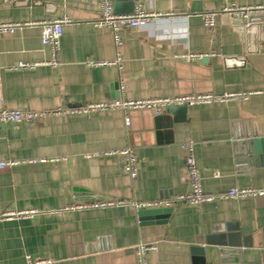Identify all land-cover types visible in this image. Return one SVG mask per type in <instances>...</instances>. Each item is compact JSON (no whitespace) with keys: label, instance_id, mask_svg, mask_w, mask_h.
Wrapping results in <instances>:
<instances>
[{"label":"crops","instance_id":"0c3cea01","mask_svg":"<svg viewBox=\"0 0 264 264\" xmlns=\"http://www.w3.org/2000/svg\"><path fill=\"white\" fill-rule=\"evenodd\" d=\"M102 1L0 0V23L68 19L58 68H16L50 60L40 26L0 36V110L75 109L121 96L139 101L254 94L228 103L173 106L160 116L130 111L129 127L121 110L0 123V162L17 163L0 169V264H27L28 256L58 264H137L139 243L157 245L150 264H237L240 254L243 264H264V196L177 203L171 214L148 225L140 223L133 205L191 191L185 148L190 141L205 193L264 189V30L244 35L222 15L213 28L202 19L231 4L257 7L264 0H138L136 6L161 16L120 31L119 47L111 29L94 25ZM110 1L115 9L116 0ZM118 53L120 68L90 65L115 61ZM190 54L202 57L189 60ZM255 137L261 139L259 150ZM127 148L138 158L136 179L124 169L120 152ZM108 201L124 204L77 207ZM221 235L239 245L226 256L222 247L206 244L207 237Z\"/></svg>","mask_w":264,"mask_h":264},{"label":"built area","instance_id":"2783aa9c","mask_svg":"<svg viewBox=\"0 0 264 264\" xmlns=\"http://www.w3.org/2000/svg\"><path fill=\"white\" fill-rule=\"evenodd\" d=\"M252 12H263L264 5L257 7H242L236 4L223 7L218 12H208L202 14V19L206 27H215L218 17L227 14L232 18L242 19L244 21V27L250 25L249 15ZM160 13L150 12L142 5H137L135 10L131 14H116L113 4L110 0H103L99 11V16L95 20L94 25L97 28H109L114 35L115 44L117 47L122 45L120 39V31L130 28H141L146 26L150 21L160 17ZM68 22L65 18H56L47 21H38L32 23H19V22H6L0 23V36L11 33L15 29L22 26H40L42 28V42L50 50L51 58L45 63H19L17 69H33L40 65H47L52 68H58L61 64L59 61V52L61 48V38L63 36V26ZM200 54H190L186 58L189 60L200 59ZM122 58L118 53L117 59L110 62H91L90 65L94 67L117 65L121 67ZM123 90V85H121ZM252 92H229L221 95L217 94H191L177 97L155 98L146 100H127L125 98L118 97L108 102L90 103L79 108H59L54 111L35 112V111H21V110H0V123H20V122H40L44 118L50 115H71L90 112L106 111V110H121L126 114L125 123L126 126H130L131 121L128 117L130 111L134 110H150L155 116H160L169 107L173 106H199V105H212L216 103H228L235 100L247 99L251 96ZM185 148L188 151L186 157V170L188 181L191 186V191L185 194H179L169 200H158L142 203H134L136 210L141 209H154V208H169L173 207L177 203H184L188 205H202L204 203L213 202L216 200H236L249 197H262L264 196V189H252V188H231L228 191L220 194H207L204 191L202 183V175L200 168L197 164L195 157V144L188 142L185 144ZM124 157V169L128 173L131 179H136L139 174V162L135 151L132 148L124 149L120 152ZM43 159L42 161H45ZM17 163L14 161H2L0 162V169L11 168ZM118 204H124V202L108 201V202H96L92 204H84L77 206L78 208L86 207H106L115 206ZM32 215V213H17L15 216ZM11 216L3 215L2 217ZM157 245L139 243L136 248L137 264H150L149 253L156 250ZM27 264H58L51 259H32L27 257Z\"/></svg>","mask_w":264,"mask_h":264},{"label":"water","instance_id":"95a60500","mask_svg":"<svg viewBox=\"0 0 264 264\" xmlns=\"http://www.w3.org/2000/svg\"><path fill=\"white\" fill-rule=\"evenodd\" d=\"M138 0H116V4H115V13L118 12V10L124 9L126 8V13H133L136 7V2ZM40 4H45L43 2V0H39ZM223 19H225L228 24L230 23L232 26H235L237 28L240 29V31H242V33L248 34L250 31L255 30L257 28H260L261 30H264V13L263 12H252L249 15V21H250V25L248 27H244V21L242 19H238V18H232L231 16L224 14L222 15ZM226 62L228 61H239L238 63L240 65L243 64V60L241 59H225ZM187 107V106H184ZM261 139L258 138H253L252 139V143H254V145L257 147L260 144ZM173 212V208L169 207V208H154V209H141L137 211V215L139 217L140 223L142 225H148V224H153L155 222V219L160 220L161 218H165L167 217L169 214H171ZM206 244L208 246H220L224 249V251H222L225 256L229 255V253L231 252L230 248H232V246H239L238 243H230L226 240V236L225 235H221L218 236L217 238L214 237H207L206 239ZM202 251V250H201ZM229 252V253H227ZM234 261L237 264H243L242 263V257L241 254L240 256H238L237 258L234 259ZM244 264H248V263H244Z\"/></svg>","mask_w":264,"mask_h":264}]
</instances>
